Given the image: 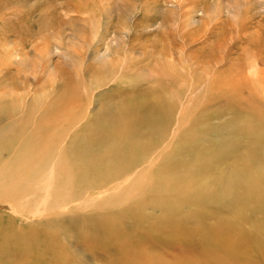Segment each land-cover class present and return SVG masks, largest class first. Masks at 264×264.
<instances>
[{
  "label": "bare ground",
  "instance_id": "bare-ground-1",
  "mask_svg": "<svg viewBox=\"0 0 264 264\" xmlns=\"http://www.w3.org/2000/svg\"><path fill=\"white\" fill-rule=\"evenodd\" d=\"M71 1L76 14L91 17L95 7ZM13 2L0 3V25ZM136 39L130 36L129 42ZM108 45L100 59L111 76L93 75L86 91L80 81L68 80L56 99L36 102L31 111L24 104L19 110L0 105V205L24 219L47 217L18 231L13 218L0 222V264H87L63 244L76 243L79 232L86 235L87 253L114 252L116 264H264V105L256 101L264 99L260 51L252 52L255 58L245 70L207 71L206 82L218 83L233 100L231 118L216 127L205 114L192 119L193 101L206 89L204 84L190 89V81L205 79L193 74L182 53L179 69L173 66L175 54H161L173 63H158L151 90L125 95L119 90V98L104 100L94 115V92L117 83L131 68L110 64L115 59H110L113 43ZM18 52L9 58L23 63ZM41 53V59L49 56L45 48ZM243 88L249 90L245 102L238 98ZM7 126L11 130L5 131ZM66 127L81 133L63 142ZM133 205L135 213L146 207L159 212L150 226L161 250H144L133 241L143 214L130 225Z\"/></svg>",
  "mask_w": 264,
  "mask_h": 264
},
{
  "label": "rangeland",
  "instance_id": "rangeland-1",
  "mask_svg": "<svg viewBox=\"0 0 264 264\" xmlns=\"http://www.w3.org/2000/svg\"><path fill=\"white\" fill-rule=\"evenodd\" d=\"M85 2L95 7L93 11H89L93 12L91 14L93 18L86 14H76L73 9L75 2L71 0H14L8 5V10H3L7 17L0 25L2 63L0 105L16 106L15 109L19 110L24 104L31 111L36 102H39V105L49 104L56 99L68 80L77 84L80 81L83 92L86 91L84 86L86 88L89 86L88 80L91 81L93 75H102L105 78L111 76L103 72L105 61L100 58L105 54L108 44L113 43L110 49H113L114 57L110 59L114 58L115 61L109 63H116L124 69L125 66L131 68L126 69L121 78L117 74L114 75L119 78L117 83L112 84L114 87L109 84L94 92L97 95V103L90 105L94 115L102 103L119 98V90L121 95L136 90H151L155 85L153 79L159 71L158 63L172 61L169 56L164 58L162 55L168 52H171V55L175 54L173 66L179 69L181 59L178 55L182 53L189 67L192 66L193 74L203 77L202 80L205 79V82L199 83L193 82L192 79L190 81V89L200 84H204L206 89L193 101L192 110L195 108L196 112L193 111L192 119L205 114L211 124L218 127L231 118L228 107L233 100L227 93L219 90L218 83L211 82V79L206 82L207 71L211 70L217 74L231 67L237 69L240 66L245 70L247 64L255 58L252 52L257 50L260 51L258 68L264 69V0H186L182 3L181 0H85ZM0 3H4V0H0ZM126 8L130 11L125 12ZM128 17H133L131 22ZM135 29L138 30L137 34ZM133 35H137V39L129 42L130 36ZM116 38H122L119 45L114 41ZM27 39L28 43L23 45L22 42L26 43ZM251 41H254L253 46H249ZM248 47H252V51ZM44 48L49 52V56L41 59V51ZM14 51H19L18 57L23 63L10 60L9 56ZM60 53H65L69 59ZM132 54L137 58H132ZM238 96L245 102L249 97V90L241 89ZM256 101L264 105L263 98L258 97ZM66 128L61 134L63 142H70L78 131L81 133L76 128ZM4 130H11V126ZM7 156L4 154L3 158ZM130 210L133 211L128 220L130 225L136 223L143 213L141 220L143 225L140 223L138 227L136 226L137 232L133 236L141 239L134 238L133 241L140 243L144 250H161L154 243L157 234L150 226L159 218V212L146 207L143 212L135 213L134 205ZM9 218L15 220L17 231L20 229L19 226L31 227L35 226L36 220L47 219L33 215L24 219L8 212L0 205V222L5 223ZM48 220H54V216ZM79 233L77 234L79 240H75L76 243L73 245L63 240L69 251L73 255L76 254L73 258L77 257L78 261L82 260L87 264H116L118 256L114 252L113 255H96L97 252L93 249L87 253L84 245L86 235ZM165 252L174 253L169 249H165Z\"/></svg>",
  "mask_w": 264,
  "mask_h": 264
}]
</instances>
